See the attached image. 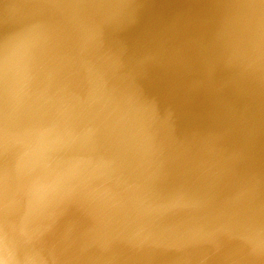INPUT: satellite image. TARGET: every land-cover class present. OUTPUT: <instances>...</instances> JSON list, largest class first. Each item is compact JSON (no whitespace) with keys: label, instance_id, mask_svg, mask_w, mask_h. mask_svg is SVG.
<instances>
[{"label":"water","instance_id":"obj_1","mask_svg":"<svg viewBox=\"0 0 264 264\" xmlns=\"http://www.w3.org/2000/svg\"><path fill=\"white\" fill-rule=\"evenodd\" d=\"M95 4L122 6L119 18L102 26L98 55L117 62L104 93L92 92L78 60L51 80L37 77L45 100L75 106L67 120L75 137L70 151L90 162L91 173L87 195L65 202L46 222L48 264H264V256L249 255L226 234L198 244L166 238L185 214L146 211L142 166L123 112H112L129 92L154 104L176 147L164 184L206 186L217 202L234 201L241 215L264 226V80L213 61L209 48L231 19L252 50L264 38V0H0V46L37 20L66 25L71 13ZM5 114L0 82V207L5 198L25 201L22 148L11 136L5 143ZM211 165L217 174L208 180Z\"/></svg>","mask_w":264,"mask_h":264},{"label":"clouds","instance_id":"obj_2","mask_svg":"<svg viewBox=\"0 0 264 264\" xmlns=\"http://www.w3.org/2000/svg\"><path fill=\"white\" fill-rule=\"evenodd\" d=\"M88 7L91 12L71 13L66 25L37 20L0 46V82L6 105L4 138L7 143L11 136L21 146L18 167L25 171L24 203L10 205L5 198L0 207V264H48L41 243L50 228L46 222L65 202L87 195L84 189L91 173L86 165L90 162L70 151L75 137L68 130L67 120L75 106L45 100L38 91L37 77L43 74L45 80H51L63 66L78 60L92 92L104 93L105 76L114 73L117 62L98 55L102 26L119 18L122 6ZM209 48L213 61L236 67L241 77L259 73L264 80V38L249 50L235 20L224 22ZM118 111L123 112L125 131L145 176L146 211L185 214L166 238L198 244L215 242L218 234H226L244 245L249 255L264 256V226L241 215L234 201L217 202L206 186L164 184L166 166L176 147L167 121H158L154 104L129 92L121 97L118 107L112 108V112ZM213 167L205 169L208 180L217 174Z\"/></svg>","mask_w":264,"mask_h":264}]
</instances>
